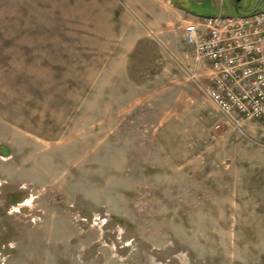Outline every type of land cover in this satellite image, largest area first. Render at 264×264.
Instances as JSON below:
<instances>
[{
    "label": "rangeland",
    "instance_id": "rangeland-1",
    "mask_svg": "<svg viewBox=\"0 0 264 264\" xmlns=\"http://www.w3.org/2000/svg\"><path fill=\"white\" fill-rule=\"evenodd\" d=\"M179 1L0 0V264H264V123L184 38L264 0Z\"/></svg>",
    "mask_w": 264,
    "mask_h": 264
},
{
    "label": "built area",
    "instance_id": "built-area-1",
    "mask_svg": "<svg viewBox=\"0 0 264 264\" xmlns=\"http://www.w3.org/2000/svg\"><path fill=\"white\" fill-rule=\"evenodd\" d=\"M196 60L208 63L207 96L228 123L242 130L264 123V10L235 15H196L185 27ZM196 79L197 66L189 72Z\"/></svg>",
    "mask_w": 264,
    "mask_h": 264
},
{
    "label": "flooded vegetation",
    "instance_id": "flooded-vegetation-1",
    "mask_svg": "<svg viewBox=\"0 0 264 264\" xmlns=\"http://www.w3.org/2000/svg\"><path fill=\"white\" fill-rule=\"evenodd\" d=\"M185 1V0H184ZM179 4H181V6H184V7H186L187 5H186V3H184V2H181V0L178 2Z\"/></svg>",
    "mask_w": 264,
    "mask_h": 264
},
{
    "label": "crops",
    "instance_id": "crops-1",
    "mask_svg": "<svg viewBox=\"0 0 264 264\" xmlns=\"http://www.w3.org/2000/svg\"><path fill=\"white\" fill-rule=\"evenodd\" d=\"M169 3H171V4H172V0H169ZM147 15H148V13H147ZM147 15L145 16V18H147Z\"/></svg>",
    "mask_w": 264,
    "mask_h": 264
},
{
    "label": "trees",
    "instance_id": "trees-1",
    "mask_svg": "<svg viewBox=\"0 0 264 264\" xmlns=\"http://www.w3.org/2000/svg\"><path fill=\"white\" fill-rule=\"evenodd\" d=\"M181 7H183V6H181ZM259 10V9H258ZM256 11V10H255ZM239 14H241V13H239Z\"/></svg>",
    "mask_w": 264,
    "mask_h": 264
},
{
    "label": "water",
    "instance_id": "water-1",
    "mask_svg": "<svg viewBox=\"0 0 264 264\" xmlns=\"http://www.w3.org/2000/svg\"><path fill=\"white\" fill-rule=\"evenodd\" d=\"M239 1V0H238Z\"/></svg>",
    "mask_w": 264,
    "mask_h": 264
}]
</instances>
